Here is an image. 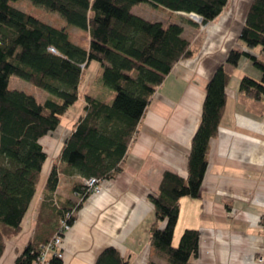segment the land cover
Returning a JSON list of instances; mask_svg holds the SVG:
<instances>
[{
	"label": "trees",
	"instance_id": "16d2710c",
	"mask_svg": "<svg viewBox=\"0 0 264 264\" xmlns=\"http://www.w3.org/2000/svg\"><path fill=\"white\" fill-rule=\"evenodd\" d=\"M16 1L0 0V258L6 241L21 233L40 185L48 157L41 140L56 131L78 101L84 69L93 61L99 63L103 86L114 92L110 104L84 97L82 113L63 142L58 165L49 170L34 233L15 260V264H32L41 247L60 233L61 221L74 224L76 212L91 195L84 180L94 178L101 184L123 171L127 149L156 88L176 63L192 57L182 26L147 21L132 9L148 3L174 16L195 15L201 19L198 24L205 26L222 13L228 0H30L87 34V49L74 44L65 28H54L13 8L10 3ZM177 17L195 24L188 17ZM238 40L264 54V0H253ZM243 57L261 78L244 76L239 91L256 100L264 97V61L239 49L230 50L225 64L216 68L206 84L200 122L187 157V176L165 172L158 190L148 196L156 217L150 244L169 264H190L198 252L196 230H185L178 246L172 245L179 201L200 194L209 143L218 133L225 105L226 66L236 67ZM13 76L54 99L38 102L22 91L10 90ZM61 174L83 180L73 185L75 201L63 203L56 198ZM52 264L62 262L53 258ZM95 264L128 261L108 247Z\"/></svg>",
	"mask_w": 264,
	"mask_h": 264
},
{
	"label": "crops",
	"instance_id": "0c3cea01",
	"mask_svg": "<svg viewBox=\"0 0 264 264\" xmlns=\"http://www.w3.org/2000/svg\"><path fill=\"white\" fill-rule=\"evenodd\" d=\"M252 2L228 0L214 21L200 26L192 20L194 25L182 27L192 57L176 63L156 88L127 149L123 171L103 181L100 192L89 195L76 212L62 242V264H95L108 247L115 248L128 264H169L150 244L156 217L148 196L158 190L165 172L187 176V157L200 122L206 84L216 68L225 64L230 50L264 61L259 48L247 49L238 40ZM84 41L87 49L88 36ZM226 70L225 105L218 133L209 143L200 194L179 201L172 245L178 246L187 229L199 232L198 252L190 264H258L256 259L264 256V97L256 100L239 91L244 76L259 81L261 73L245 57ZM81 113L82 109L64 116L56 131L42 138L48 157L40 185L21 233L6 241L0 264H15L31 240L47 175L52 165H58L63 142ZM80 182L78 176L61 174L56 198L63 203L75 201L73 185ZM159 226L163 228L164 223Z\"/></svg>",
	"mask_w": 264,
	"mask_h": 264
},
{
	"label": "rangeland",
	"instance_id": "374dc122",
	"mask_svg": "<svg viewBox=\"0 0 264 264\" xmlns=\"http://www.w3.org/2000/svg\"><path fill=\"white\" fill-rule=\"evenodd\" d=\"M10 5L13 8L20 10L54 28H65L70 37V40L74 44H78L81 47L85 46L84 38L87 37L86 34H82L83 32L79 29L68 26L59 14L52 13L41 7H38L34 5L30 0H19L16 2H11ZM132 13L147 21H159L164 25H167L170 21L182 27L188 25L187 22L183 20L185 18L182 19L180 17H177L178 15L174 16L161 8H154L148 3H142L138 6H135L132 9ZM76 32L80 33L76 34ZM101 76L102 68L97 62H91L90 65L84 69L81 80V88L79 89V100L69 108V113L65 116V118L71 116L72 114L80 111V109L83 108L85 96H90L97 100L107 102L108 104L112 103L114 99V92L103 86ZM8 88L10 90L22 91L25 94L33 96L38 102H44L47 99H54V97H52L46 91H43L15 76L10 78Z\"/></svg>",
	"mask_w": 264,
	"mask_h": 264
},
{
	"label": "built area",
	"instance_id": "2783aa9c",
	"mask_svg": "<svg viewBox=\"0 0 264 264\" xmlns=\"http://www.w3.org/2000/svg\"><path fill=\"white\" fill-rule=\"evenodd\" d=\"M195 20L200 24L201 19L195 17ZM53 52L52 49H50ZM86 190L91 194H97L101 190L99 182L94 179H87L83 182ZM69 218V217H68ZM72 226L68 225L67 221H61L60 233L56 235L52 240L43 245L38 255L33 260L32 264H52V259L55 258L59 261H63L64 252L62 250V242L65 235L69 232ZM258 264H264V256H260L256 259Z\"/></svg>",
	"mask_w": 264,
	"mask_h": 264
},
{
	"label": "water",
	"instance_id": "95a60500",
	"mask_svg": "<svg viewBox=\"0 0 264 264\" xmlns=\"http://www.w3.org/2000/svg\"><path fill=\"white\" fill-rule=\"evenodd\" d=\"M189 17H190L191 20H195V17H196V16H195V15H190ZM195 22H197V21L195 20ZM197 23H198V22H197Z\"/></svg>",
	"mask_w": 264,
	"mask_h": 264
}]
</instances>
